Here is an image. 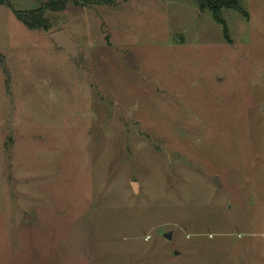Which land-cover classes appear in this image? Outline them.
I'll use <instances>...</instances> for the list:
<instances>
[{
    "label": "rangeland",
    "instance_id": "rangeland-1",
    "mask_svg": "<svg viewBox=\"0 0 264 264\" xmlns=\"http://www.w3.org/2000/svg\"><path fill=\"white\" fill-rule=\"evenodd\" d=\"M8 1L0 264H264V0Z\"/></svg>",
    "mask_w": 264,
    "mask_h": 264
},
{
    "label": "trees",
    "instance_id": "trees-1",
    "mask_svg": "<svg viewBox=\"0 0 264 264\" xmlns=\"http://www.w3.org/2000/svg\"><path fill=\"white\" fill-rule=\"evenodd\" d=\"M57 1L59 0H54L51 4L52 6H49L50 9H53V11H59L62 9L60 5H55L57 4ZM60 1L62 2V0ZM205 1H208V0H200V4L204 6ZM240 2L241 0H217L213 5L210 6V9L212 10L213 14L216 16L217 20H219V17L217 15L220 13V10L222 8L238 9L240 8V5H239ZM0 5L11 6L8 0H0ZM53 5L55 6L53 7ZM62 6L64 7V5ZM14 14L17 17V19L20 20L23 24H25L29 29L48 30L50 27L48 21L44 18L43 14L29 16V15H24L18 11H15ZM219 22L222 25L224 24L223 21H219ZM223 26H224V33L225 35H227L228 29L225 24Z\"/></svg>",
    "mask_w": 264,
    "mask_h": 264
},
{
    "label": "water",
    "instance_id": "water-1",
    "mask_svg": "<svg viewBox=\"0 0 264 264\" xmlns=\"http://www.w3.org/2000/svg\"><path fill=\"white\" fill-rule=\"evenodd\" d=\"M197 2L200 3V0H196ZM53 40L56 42V44L61 47L64 48L68 53L72 54V55H76L78 53L77 48L75 43L63 32L55 34L53 36ZM125 61L131 66V67H135V60L132 56V54H128L125 58ZM136 185L134 184V188L136 189ZM166 238L171 239L172 238V234L168 233L165 235Z\"/></svg>",
    "mask_w": 264,
    "mask_h": 264
}]
</instances>
